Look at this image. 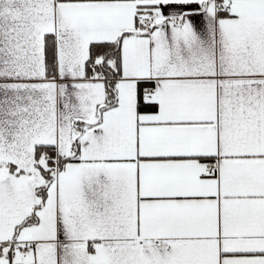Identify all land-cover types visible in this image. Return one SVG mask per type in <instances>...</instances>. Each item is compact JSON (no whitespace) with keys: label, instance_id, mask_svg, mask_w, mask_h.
<instances>
[{"label":"snow or ice","instance_id":"6c2138e0","mask_svg":"<svg viewBox=\"0 0 264 264\" xmlns=\"http://www.w3.org/2000/svg\"><path fill=\"white\" fill-rule=\"evenodd\" d=\"M0 264H264V0H0Z\"/></svg>","mask_w":264,"mask_h":264}]
</instances>
